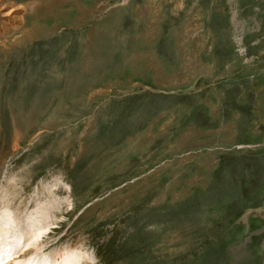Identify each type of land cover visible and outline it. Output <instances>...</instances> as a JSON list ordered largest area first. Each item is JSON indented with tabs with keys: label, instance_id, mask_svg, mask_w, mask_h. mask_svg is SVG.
<instances>
[{
	"label": "rangeland",
	"instance_id": "1",
	"mask_svg": "<svg viewBox=\"0 0 264 264\" xmlns=\"http://www.w3.org/2000/svg\"><path fill=\"white\" fill-rule=\"evenodd\" d=\"M3 2L0 211L23 243L43 210L46 255L264 264V0Z\"/></svg>",
	"mask_w": 264,
	"mask_h": 264
},
{
	"label": "bare ground",
	"instance_id": "2",
	"mask_svg": "<svg viewBox=\"0 0 264 264\" xmlns=\"http://www.w3.org/2000/svg\"><path fill=\"white\" fill-rule=\"evenodd\" d=\"M4 3L1 0L0 19L3 18V23L6 24L5 22L10 20L17 10L14 6L7 9ZM18 138H15V147L18 145ZM3 209L5 210L0 211V264H85L84 257L82 258L74 249H64L54 255H46L43 252V239L50 234L52 227L50 223L45 224V219L48 218L45 211L42 210L38 219L27 217L26 220L29 218L27 225L32 223L34 229L29 232V238L23 243V227L16 224L17 219L11 214L10 209L7 207Z\"/></svg>",
	"mask_w": 264,
	"mask_h": 264
}]
</instances>
